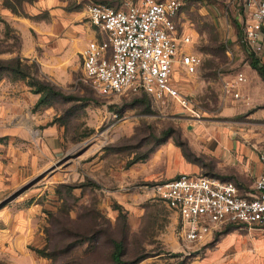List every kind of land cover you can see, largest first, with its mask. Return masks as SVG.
I'll use <instances>...</instances> for the list:
<instances>
[{"label":"rangeland","instance_id":"obj_1","mask_svg":"<svg viewBox=\"0 0 264 264\" xmlns=\"http://www.w3.org/2000/svg\"><path fill=\"white\" fill-rule=\"evenodd\" d=\"M66 1L69 9L85 10L92 2L119 7L126 0ZM183 2L176 18L177 34L190 36L184 43L186 50L198 53L202 62L194 73L178 72L179 88L193 100L198 118L171 99L157 103L142 90L98 93L83 74L80 53L60 78L47 77L37 62L26 61L28 66L24 68L29 76L47 80L64 95L72 96H56L49 104L60 142L51 165L26 174L3 195L5 200L29 185L35 188L37 195L29 201L34 198L41 207L43 233L40 244L28 247L47 264H110V238L123 242L122 257L126 261L140 258L136 264H189L212 248L225 230L219 229L201 246L183 240L179 217L149 186L129 174L169 142L181 147L188 160L203 166L202 174L213 170L208 143L195 140L188 125H223V103L230 98L222 91L223 80L236 72L246 77L251 70L250 55L241 41L247 16L240 6L243 0ZM83 20L88 18L84 16ZM6 34L10 41L0 48L15 49L16 33L9 29ZM243 94L245 111L258 107ZM143 156L147 157L140 159ZM237 183L241 193L250 192L247 179ZM199 247L200 252L195 253ZM36 249H43V254ZM6 261L8 257L0 252V264Z\"/></svg>","mask_w":264,"mask_h":264},{"label":"crops","instance_id":"obj_2","mask_svg":"<svg viewBox=\"0 0 264 264\" xmlns=\"http://www.w3.org/2000/svg\"><path fill=\"white\" fill-rule=\"evenodd\" d=\"M84 16L88 18L87 8L69 9L66 0L24 1L22 12L12 11L0 0V46L10 41L8 28L18 37L15 49L0 48V58L18 55L37 62L47 77L65 76L68 63L76 54L81 55L87 41H100L106 36L99 27L84 21ZM181 51H187L184 43L180 45ZM255 55L264 64V48ZM250 68L241 91L251 105L257 103L258 107L245 111L247 105L242 100L229 98L223 103L221 112L225 117L220 127H205L201 122L188 125L195 140L205 141L210 147L214 166L206 173L216 172L233 181L239 192L237 182L245 179L252 189L255 176L262 170L258 148H264V79ZM179 71L187 74L175 62L171 81L181 90ZM38 97L25 80L13 79L6 73L0 75V252L9 260L1 264H47L28 247L31 243L40 244L43 233L41 207L34 198L29 201L37 195L35 188H28L29 185L22 193L23 189L3 200L4 193L16 187L26 174L50 166L58 152V129L51 122V108L35 107ZM202 170L203 166L185 157L181 147L169 142L145 162L135 165L129 174L133 180L149 185L169 180L179 172L202 174ZM18 194L23 195L16 197ZM222 228L226 230L219 233L213 247L189 264H264V226L230 223ZM217 231L209 234L206 242L194 245L211 241ZM199 250L200 247L194 252Z\"/></svg>","mask_w":264,"mask_h":264},{"label":"built area","instance_id":"obj_3","mask_svg":"<svg viewBox=\"0 0 264 264\" xmlns=\"http://www.w3.org/2000/svg\"><path fill=\"white\" fill-rule=\"evenodd\" d=\"M183 0H126L118 8L102 2L87 6L88 21L106 36L91 39L81 51L82 71L98 93L110 95L127 90L145 91L155 102L171 99L194 117V102L171 81L174 63L187 73L202 62L198 53L181 51L188 34H177L176 18ZM247 14L241 41L255 54L264 48V0H243ZM236 72L222 82L224 95L245 100ZM262 170L252 189L242 195L235 183L218 176L179 172L175 177L144 185L165 201L180 218V237L189 243H204L208 235L227 224L264 226V148H258Z\"/></svg>","mask_w":264,"mask_h":264},{"label":"trees","instance_id":"obj_4","mask_svg":"<svg viewBox=\"0 0 264 264\" xmlns=\"http://www.w3.org/2000/svg\"><path fill=\"white\" fill-rule=\"evenodd\" d=\"M24 1H33V0H2V4L4 6L9 7L14 12H22V3ZM118 8V7H114ZM9 30V28L7 29ZM7 33V32H6ZM246 51L250 55L249 64L252 68H254L258 74L264 79V64H262L258 57L255 55L253 51H251L248 47L243 45ZM27 60L22 59L20 56L16 55L8 59L0 58V75L3 73L8 74L11 78H29L26 80L27 84L31 87V90L35 93L39 94L35 107L40 105H49L51 104V100L56 96H61L65 98H72L71 95H64L63 92L57 89L52 83L47 80L41 79L37 76H29L28 72L25 71V66L27 67ZM18 76V77H17ZM144 94L149 96L145 91H142ZM150 97V96H149ZM183 154L184 151L181 148ZM185 155V154H184ZM147 156H143L140 159L146 158ZM138 160V159H136ZM195 162V161H194ZM207 175V174H206ZM208 175L218 176L219 175L212 173ZM221 178V177H220ZM223 179V178H221ZM226 230V228H225ZM224 230V231H225ZM111 242V250L109 253L110 264H136L140 258L132 259L130 261H126L123 259L124 254V245L120 239L110 238ZM37 252L43 254V249H36ZM181 264V263H180Z\"/></svg>","mask_w":264,"mask_h":264}]
</instances>
